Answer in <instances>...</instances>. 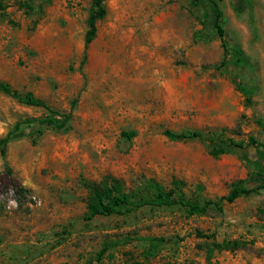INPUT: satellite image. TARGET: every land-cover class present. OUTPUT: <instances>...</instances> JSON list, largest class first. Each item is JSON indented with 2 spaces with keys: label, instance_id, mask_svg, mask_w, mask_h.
Returning a JSON list of instances; mask_svg holds the SVG:
<instances>
[{
  "label": "rangeland",
  "instance_id": "374dc122",
  "mask_svg": "<svg viewBox=\"0 0 264 264\" xmlns=\"http://www.w3.org/2000/svg\"><path fill=\"white\" fill-rule=\"evenodd\" d=\"M93 1L0 0V81L51 109L0 90V264H264V0H215L229 55L210 0H109L86 45ZM239 182L259 190L222 211L87 218L97 191L203 202Z\"/></svg>",
  "mask_w": 264,
  "mask_h": 264
},
{
  "label": "trees",
  "instance_id": "16d2710c",
  "mask_svg": "<svg viewBox=\"0 0 264 264\" xmlns=\"http://www.w3.org/2000/svg\"><path fill=\"white\" fill-rule=\"evenodd\" d=\"M109 0H94L93 1V11L89 17V29L86 34V45H89L97 36L98 28L97 22L106 16L105 3ZM214 3L216 8V18H215V28L217 34L224 47L225 55H229L230 49L226 41V31L222 25L223 12L219 6V3L215 0H210ZM238 88L247 96L250 95V91L238 84ZM0 90L7 95L17 99L19 102L26 104L28 106L42 107L50 110V107L43 101L37 99L32 93L21 94L17 90L13 89L8 83L0 81ZM248 100L250 98L248 97ZM52 125H56L55 121H50ZM14 133H9L5 138L0 139V153L5 160V166L8 168L7 163V151L8 145L10 144ZM164 135L172 141H182V140H193L197 138H203L201 133H176L171 130H166ZM232 146L242 147V144L234 143L230 141ZM251 145L256 147H264V144L258 143L255 139H251ZM223 151H214L215 155L222 153ZM156 194L152 198L142 197L139 200L133 201L131 197L127 194L117 191L116 189L110 191L106 190L104 192L97 191L95 193L94 201L88 207L87 218L89 220L94 219L97 216H112V215H126L133 213L134 211L144 208H163V207H173L181 206L185 208L188 216L204 215L210 210L214 209L217 211H222L225 203H233L241 197L249 196L259 190V188H248L242 183H237L233 186L228 195L223 196L216 200H205L203 202H196L187 200L184 196H177L173 191H166L163 187L158 184L154 185ZM244 243L238 240L225 241L223 243H216L214 246L220 250H232L242 247Z\"/></svg>",
  "mask_w": 264,
  "mask_h": 264
}]
</instances>
